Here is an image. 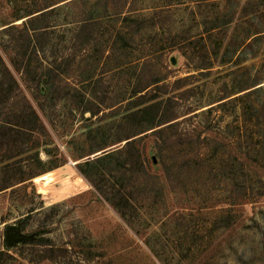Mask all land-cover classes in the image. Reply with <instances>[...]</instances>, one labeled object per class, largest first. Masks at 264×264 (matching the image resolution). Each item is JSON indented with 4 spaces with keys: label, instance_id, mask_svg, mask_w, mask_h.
I'll list each match as a JSON object with an SVG mask.
<instances>
[{
    "label": "rangeland",
    "instance_id": "rangeland-1",
    "mask_svg": "<svg viewBox=\"0 0 264 264\" xmlns=\"http://www.w3.org/2000/svg\"><path fill=\"white\" fill-rule=\"evenodd\" d=\"M68 1L0 0V30L55 7L33 60L66 71L25 90L39 155L0 110V264H264V0Z\"/></svg>",
    "mask_w": 264,
    "mask_h": 264
},
{
    "label": "trees",
    "instance_id": "trees-1",
    "mask_svg": "<svg viewBox=\"0 0 264 264\" xmlns=\"http://www.w3.org/2000/svg\"><path fill=\"white\" fill-rule=\"evenodd\" d=\"M76 0H70L68 2H74ZM52 5L45 6L42 8L39 13H31L32 17L28 18L26 22H24L23 26H18L16 24L7 23V26L0 30V45L4 48V50L9 51V62L7 63L2 54L0 53V110L7 105L12 107V118L13 125L11 131L13 133V141H15L16 148L18 154L16 156L15 164H19L21 162L20 155L27 150L34 151L35 155H39L38 148L40 146L42 137L47 133V128L42 120L36 106L33 103V100L37 103V105L41 106L44 98L47 96V92L51 86L56 87L59 85L57 82L59 80L58 77L61 75L60 72L65 70L62 69V63L58 62V60H54L53 63H49V66L37 67L34 64L33 55L37 58H40L38 53L40 52V48L43 51L44 45L41 43V38L48 34L49 25L37 26L36 22L41 20L43 17L48 16L51 11L55 8H51ZM35 14V15H34ZM90 20H86L83 25H88ZM7 36V39L5 38ZM33 44V50L30 54V45ZM39 47V48H38ZM44 62V61H43ZM9 64L14 67L16 71L19 72L22 78V83L18 81V78L12 72ZM55 76V77H54ZM162 82L161 79H156L154 84H158ZM151 86L148 85L141 92H144ZM52 87V88H53ZM25 90H29L31 92V97L33 100L27 95ZM147 92L142 94L143 97H146ZM213 108V107H212ZM212 108H209V111H212ZM167 121V122H171ZM178 121L174 123H170L164 127L157 129L158 135V158L161 163H163L166 171L168 172V162L163 159L164 150L168 143L173 140L175 143L174 136H166L167 132L178 125ZM1 131H9L7 130L6 124L1 125ZM138 142V138H128L125 146L122 148L121 152L128 150L130 148H136ZM200 147H196L199 149ZM124 150V151H123ZM199 150H197L198 152ZM137 153V152H136ZM137 157L140 160L139 154L137 153ZM98 163L103 170L107 169L105 163H103L104 159L99 157ZM141 161V160H140ZM143 165V164H142ZM84 173L90 174L96 171L92 159L88 158L84 162H80L77 164ZM34 173V172H33ZM41 175V174H39ZM36 175V176H39ZM35 176V177H36ZM25 181V180H23ZM10 182H6L3 184V188L6 189L14 184H9ZM100 187V186H99ZM102 191L103 188L100 187Z\"/></svg>",
    "mask_w": 264,
    "mask_h": 264
},
{
    "label": "water",
    "instance_id": "water-1",
    "mask_svg": "<svg viewBox=\"0 0 264 264\" xmlns=\"http://www.w3.org/2000/svg\"><path fill=\"white\" fill-rule=\"evenodd\" d=\"M109 150H106V151H102L100 153H98L97 155L99 154H102V153H108ZM16 231L15 228H10L8 229V234H7V241L8 242H11L13 240V237H12V234Z\"/></svg>",
    "mask_w": 264,
    "mask_h": 264
},
{
    "label": "built area",
    "instance_id": "built-area-1",
    "mask_svg": "<svg viewBox=\"0 0 264 264\" xmlns=\"http://www.w3.org/2000/svg\"><path fill=\"white\" fill-rule=\"evenodd\" d=\"M90 184V183H89ZM91 185V184H90Z\"/></svg>",
    "mask_w": 264,
    "mask_h": 264
}]
</instances>
